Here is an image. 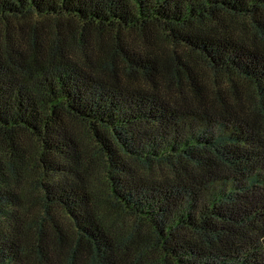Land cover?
I'll return each mask as SVG.
<instances>
[{
  "label": "trees",
  "instance_id": "16d2710c",
  "mask_svg": "<svg viewBox=\"0 0 264 264\" xmlns=\"http://www.w3.org/2000/svg\"><path fill=\"white\" fill-rule=\"evenodd\" d=\"M0 264H264V0H0Z\"/></svg>",
  "mask_w": 264,
  "mask_h": 264
}]
</instances>
